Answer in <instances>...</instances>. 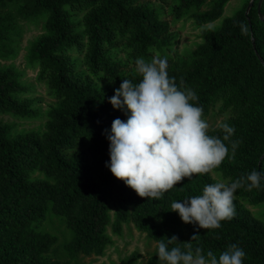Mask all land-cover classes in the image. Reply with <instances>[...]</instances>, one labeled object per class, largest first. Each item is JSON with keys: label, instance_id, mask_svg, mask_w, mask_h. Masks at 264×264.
Returning <instances> with one entry per match:
<instances>
[{"label": "trees", "instance_id": "16d2710c", "mask_svg": "<svg viewBox=\"0 0 264 264\" xmlns=\"http://www.w3.org/2000/svg\"><path fill=\"white\" fill-rule=\"evenodd\" d=\"M231 1L0 0V117L41 121L16 132L14 124L0 120V264H78L80 256L104 257L115 244L113 236L120 238L130 227L155 243L142 264H161L157 240L175 235L190 242L197 232L192 246L205 255L212 250L218 257L237 244L245 252L244 264H264V207L259 206L264 179L259 188L236 191L233 219L203 230L184 224L170 205L202 195L205 185L219 182L213 174L186 178L152 200L140 198L106 167L105 130L111 132L116 118L127 120L109 99L123 79L140 81L137 58L159 55L167 58L177 84L182 79L196 93L193 103L203 108L206 121L221 117L235 128V157L215 170L221 181L264 171V22L257 14L259 0L247 17L250 0H239L232 16L208 26ZM206 4L210 7L201 10ZM260 13L264 16V0ZM166 14L172 21L163 18ZM186 21L199 30V41L178 53L180 36L172 27ZM31 27L40 33L23 46ZM22 51L21 69L15 61ZM27 70L34 73L33 82L25 79ZM37 85L47 100L32 96ZM220 125L209 135L222 138ZM225 143L231 155V143ZM246 205L259 210L253 213ZM48 217L59 232L44 226ZM53 249L63 253L50 257ZM139 259L134 251L120 264Z\"/></svg>", "mask_w": 264, "mask_h": 264}, {"label": "clouds", "instance_id": "9594fccd", "mask_svg": "<svg viewBox=\"0 0 264 264\" xmlns=\"http://www.w3.org/2000/svg\"><path fill=\"white\" fill-rule=\"evenodd\" d=\"M243 31L247 28L242 26ZM166 57H143L135 60L138 83L123 79L109 103L125 111L127 120L116 118L109 141L112 175L132 189L140 198L160 200L184 179L197 174H212L226 159L235 157L239 141H232L235 128L220 125L222 138L209 135V124L203 118V108L197 106L198 96L181 79L179 85L168 72ZM231 143V155L225 142ZM264 171L253 170L231 183L215 182L203 188L202 195L183 201H173L171 211L179 214L184 224L199 229L215 230L222 221L235 216V193L242 187L248 191L259 188ZM181 243L173 235L157 240V255L161 264H244L245 252L230 244L219 256L212 250L206 255L201 247ZM170 245H174L169 247ZM182 245V247H181Z\"/></svg>", "mask_w": 264, "mask_h": 264}, {"label": "rangeland", "instance_id": "374dc122", "mask_svg": "<svg viewBox=\"0 0 264 264\" xmlns=\"http://www.w3.org/2000/svg\"><path fill=\"white\" fill-rule=\"evenodd\" d=\"M209 7H210V4H206L201 8V10H206ZM238 9H239V0H232L231 2H229L227 4V6H225L222 17L219 18L217 21H215L213 24L208 25V26H210V27L220 26V24L224 18L232 16ZM165 11H167V10H165ZM163 18L167 21H172V17H170V15L166 14L165 16H163ZM192 23H193L192 21H186L185 23L180 22V23L173 25V27H172L174 31L179 32V36H180L177 44L175 45V49L178 51V53L185 52L186 50L190 49L195 42L199 41V39L197 37L199 30L197 28H195ZM39 29L40 28H38V30H35L33 27L30 28V31H28L25 34L23 46H25L27 44V42L29 40H31L34 36H36L40 33ZM22 56H23V51L21 52L18 59L15 61L17 66L21 69L23 67ZM33 78H34V73H32L31 70H27L25 79L28 82H33ZM32 96L44 97L43 88L37 85L36 90L32 94ZM44 99L47 100L45 97H44ZM41 105L44 106V104H41ZM0 120L3 123H7L9 125L14 124L16 132H19L21 130H32L41 124V121H39V120H16V119H13L12 117H9V116H1ZM207 122L209 124V130H210V129L215 128L218 125H220L223 122V118L218 117L215 120L209 118V119H207ZM212 174H213L214 178L219 180V182H223V181H221L222 178H221L220 172L215 171ZM246 206L253 213H255L259 210L256 207H252L249 205H246ZM259 206L264 207V204L259 205ZM263 212H264V210L261 213H263ZM49 217H52V216H49ZM44 226H48L53 231L59 232L58 225H56V226L53 225V221L51 220V218L46 220V222L44 223ZM60 229H64V228L62 226H60ZM110 233H111V231H110ZM69 234H70V240H71V236H72L71 231H69ZM113 239L115 241V244L113 246H111L110 248H108L106 255L104 257H83V256H80L78 258V264H111V263L120 264L121 259L130 255L134 251H137L140 254V259L138 260L137 264H142V262L148 256V254H150V252H152L154 247H155V243L153 244L151 242H148V240L145 238L144 235L137 233L132 227H130V229L124 228L122 236L119 238V237L114 235ZM53 251H54V249H53ZM53 251L50 252V257L60 256L61 253H63L62 250H57V252L56 251L53 252ZM64 260H66V258L63 259V261ZM65 264H68V263H65ZM70 264H74V261H70Z\"/></svg>", "mask_w": 264, "mask_h": 264}, {"label": "water", "instance_id": "95a60500", "mask_svg": "<svg viewBox=\"0 0 264 264\" xmlns=\"http://www.w3.org/2000/svg\"><path fill=\"white\" fill-rule=\"evenodd\" d=\"M253 2H254V0H250L249 4H248V6H247V8L245 10V17H247V15H248L251 7H252ZM261 2H262V0H259V2H258L257 14H258V17L260 18V20L264 22V16H262L261 13H260Z\"/></svg>", "mask_w": 264, "mask_h": 264}, {"label": "bare ground", "instance_id": "6f19581e", "mask_svg": "<svg viewBox=\"0 0 264 264\" xmlns=\"http://www.w3.org/2000/svg\"><path fill=\"white\" fill-rule=\"evenodd\" d=\"M263 1V0H262ZM253 6V5H252Z\"/></svg>", "mask_w": 264, "mask_h": 264}]
</instances>
